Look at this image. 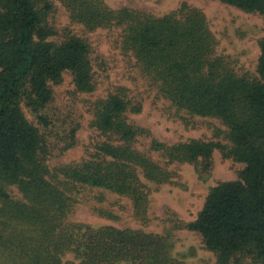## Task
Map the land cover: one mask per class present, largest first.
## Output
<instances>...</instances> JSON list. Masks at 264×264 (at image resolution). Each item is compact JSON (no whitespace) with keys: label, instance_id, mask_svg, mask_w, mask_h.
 <instances>
[{"label":"trees","instance_id":"16d2710c","mask_svg":"<svg viewBox=\"0 0 264 264\" xmlns=\"http://www.w3.org/2000/svg\"><path fill=\"white\" fill-rule=\"evenodd\" d=\"M264 16V0H219ZM72 21L86 27H123L122 48L132 53L160 94L191 115L218 118L228 127L230 146L190 139L168 145L155 138L149 149L165 161L194 163L214 150L243 163L235 180L209 189L197 217L182 228L201 236L216 264H264V37L259 40L257 77L247 78L214 55L216 40L204 14L183 5L159 17L101 0H63ZM51 0H0V247L19 264H187L172 257V234L94 227L68 222L80 187L102 188L131 198L145 221L142 179L163 183L169 172L134 143L149 132L127 121L138 111L121 94L94 103L92 127L104 136L90 158L50 170L48 149L21 103L39 111L52 100L51 85L69 71L80 92L93 90L89 46L67 35L54 41L48 23ZM16 186L22 199L8 192ZM100 215L113 218L104 209ZM9 231H6V228ZM16 263V262H15Z\"/></svg>","mask_w":264,"mask_h":264},{"label":"rangeland","instance_id":"374dc122","mask_svg":"<svg viewBox=\"0 0 264 264\" xmlns=\"http://www.w3.org/2000/svg\"><path fill=\"white\" fill-rule=\"evenodd\" d=\"M51 1L54 8L48 23L56 30L52 39L61 41L67 35H75L86 41L94 88L90 92L77 91L71 73L65 71L61 82L51 85L52 100L42 109L36 112L21 103L23 114L44 139L49 169L90 158L96 145L104 140L91 124L94 103L109 94L119 93L132 106L140 107L138 111L124 113L127 121L149 132L148 136L138 137L135 149L169 172L168 181L163 183L142 179L148 193L145 221L135 216L130 197L88 187H80L73 194V208L66 221L94 227L111 225L139 229L159 235L170 232L172 257L187 264H216L214 253L204 247L201 236L181 225L197 217L211 187L235 180L244 164L225 157L217 149L209 158L194 163L174 161L167 164L160 152L149 149V143L153 138L168 145L197 139L230 146L228 127L215 117L191 115L164 98L132 53L123 50V27H86L82 22L72 21L63 0ZM101 1L112 9L128 7L156 17L177 12L183 5L200 10L216 40L214 55L222 58L226 67L239 76L252 79L258 75L259 40L264 37V16L261 14L244 12L219 0ZM8 192L16 200L22 199L16 186H9ZM97 209L107 210L114 217L102 216ZM61 259L62 264L75 260L69 252ZM15 262L7 248L1 246L0 264H19L17 259Z\"/></svg>","mask_w":264,"mask_h":264}]
</instances>
